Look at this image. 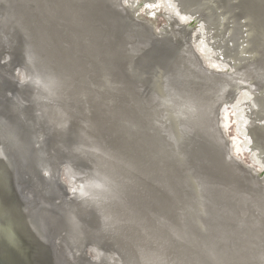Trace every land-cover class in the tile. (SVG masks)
<instances>
[{
  "label": "bare ground",
  "instance_id": "bare-ground-1",
  "mask_svg": "<svg viewBox=\"0 0 264 264\" xmlns=\"http://www.w3.org/2000/svg\"><path fill=\"white\" fill-rule=\"evenodd\" d=\"M120 1L0 0V60L4 50L9 51L11 62L28 51L26 55L32 52L37 55L34 59L40 65H33L37 70L31 75L29 64L27 69L25 65L28 89L18 86L20 89L13 94L10 87L15 83L9 81L12 77H7L0 62V154L4 159L0 161V173L7 175L6 185L0 184L12 193L13 210L22 223L12 226L15 223L2 208L7 205L0 191V262L42 264L39 252L33 250L39 246L43 253L45 250L48 264H264V200L261 201L264 197L256 190L244 189L246 185H260L250 184L252 180L242 175L248 169L234 160L228 161L227 149L214 121L220 103L228 98L221 90L230 85L227 82L239 83L247 74L254 82H261L264 55L255 62H240V67L237 65L236 71L226 76L210 73L198 64L200 75L195 76L188 64L196 54L188 47L191 30L188 31L187 25L179 26L175 17L167 15L171 28L164 29H167L165 41L173 47L167 53L169 73L158 69L154 78L141 79L138 85L130 82L122 86L113 80L115 84L107 88L109 75L114 74L112 63L104 70L101 63L104 56L98 57L101 53L95 49L105 47L104 36L110 33L107 26L104 29L103 20L112 26L125 21ZM178 2L183 12L190 10L203 15L206 29L218 34V47L230 60L240 51L233 45L242 41L241 35L245 34V28L237 24L234 2L240 3L246 18L264 21V0ZM145 3L141 9L138 1L129 5L136 14L139 12V17L147 11L154 23L157 9L148 6L158 0ZM110 8L118 11L117 16L109 12ZM180 9L175 12L180 13ZM90 14L96 15L95 21ZM118 28L117 34L122 33V27ZM175 32L184 41H174ZM67 36L71 40L64 39ZM142 38L139 41H146L147 37ZM151 41L147 42L149 48ZM113 43L123 49L126 46V42ZM139 43L137 46L147 47ZM105 48L103 51L108 47ZM136 57L125 56L126 68L133 79L136 76L131 61ZM8 64L4 65L11 66ZM96 73L104 74L90 86L89 80ZM209 75L213 78L204 79ZM127 77L121 74V79ZM36 83L42 85L32 86ZM10 91L12 94L7 95ZM249 93L252 107L248 109L249 116L242 120L243 124L249 122L245 128L249 133L247 139L264 162V87ZM123 100L145 107L124 111L113 107ZM70 154V158H65ZM215 158H219L224 170L213 177V192L211 185L208 190L200 179L212 175L205 163H215ZM64 162L85 180L80 188L76 183L70 185V190L76 192L70 199L62 196L59 183L58 165ZM71 180L75 181V176ZM255 198H259L256 205L252 203ZM212 200L213 203L216 200L214 219L210 206L206 205ZM178 213L183 218L188 215L190 225L183 222L178 227L177 222H172L180 217ZM91 252L95 253V259Z\"/></svg>",
  "mask_w": 264,
  "mask_h": 264
},
{
  "label": "rangeland",
  "instance_id": "rangeland-1",
  "mask_svg": "<svg viewBox=\"0 0 264 264\" xmlns=\"http://www.w3.org/2000/svg\"><path fill=\"white\" fill-rule=\"evenodd\" d=\"M4 1V0H3ZM118 1V0H117ZM136 1H138V6L141 8L145 7L146 4L145 3V0H121L120 3L122 4L121 6V10H122V15H124L127 19V16L129 18L130 16V21L133 23V27L132 28H127L129 31L128 33H130V36L132 37H139V38H145L146 41L150 38H152L151 42H154L155 40H158L159 41H162L161 39H165L167 38V29H170L171 28V25H167L169 22V18L168 16H171L172 18H174L176 20V22H179V26H185L187 25L186 27H188V31H190L191 33V38L190 39V43L188 45V47H192L193 49V53L195 54V56L197 57V59L199 60L200 62V66H202V68H205L206 71H209L210 73H216V74H223V75H230L232 73H234L236 71V68L240 67L239 63L243 62L245 63V61L248 63V62H255L258 60V57L260 56H263L264 55V34L263 33V29H264V21H262L261 19H256V20H250L248 19V17L246 18V16L244 15V9L242 8V6H240V3L237 4V2H234V10L237 11L235 12L236 14V21H237V24L240 25V28L244 29L243 30V33L245 34H242L241 35V39H243L242 41H237L235 42V48H240V51H238V53L235 55V57H233L231 60L230 58L226 55L225 57V54L220 50V48L218 47V41H219V36L218 34L216 35L215 31H212V30H208L206 29V24L204 23V20L202 19V16L200 17L199 14L197 13H194L192 11V13H189V11H184L181 10L179 8V2L178 0H158V3L157 4H152L150 6H148V9L150 8H155L157 9V14H156V17L154 20V23L150 22L152 20V18L149 16L148 12L147 11H143L141 13V16L139 17V12H137L138 14H136V12H134V9L131 8V6L129 5L130 2H134L136 3ZM176 1V2H175ZM17 3H18V0H17ZM177 3V4H176ZM236 3V4H235ZM119 4V3H118ZM120 4V5H121ZM128 7H127V6ZM236 5V6H235ZM239 7H238V6ZM125 6H126V10H125ZM180 9L179 12L180 13H176L175 12V9ZM236 7V8H235ZM104 9L105 11H107L108 7L104 4ZM125 10V11H124ZM126 11L129 13L126 14ZM243 11V12H242ZM109 12H113V13H116L115 15L117 16V13L118 11H113V8H110V11ZM135 13V14H134ZM176 13V14H175ZM188 13V14H187ZM133 14V15H132ZM136 15V16H135ZM168 15V16H167ZM199 15V16H198ZM135 16V17H134ZM80 17V16H79ZM90 18L93 17V21H95V16L93 15H89ZM123 17V18H125ZM170 17V18H171ZM225 17V16H224ZM86 18V17H85ZM140 18V19H138ZM142 18V19H141ZM180 18V19H179ZM183 18V19H182ZM188 18V19H187ZM95 19V20H94ZM135 19V22L132 21ZM182 19V20H181ZM187 21H186V20ZM223 20H225L224 18H222ZM243 19V20H242ZM84 20V16H83V19ZM240 20H242L243 24L240 22ZM248 20V21H247ZM250 20V21H249ZM247 21V22H246ZM259 21H261L259 23ZM103 22V21H102ZM120 22V21H118ZM138 22V24H137ZM146 22V23H145ZM186 22V23H184ZM135 23V24H134ZM141 23V25H140ZM144 23V24H143ZM156 23V24H155ZM182 23V24H181ZM200 23V24H199ZM204 23V24H203ZM120 24V23H119ZM143 24V25H142ZM171 24L173 25V23L171 22ZM257 24V25H256ZM116 27H118L119 25L117 24L116 22ZM115 25L112 26V24L110 25V29L108 28V31L110 32L109 33V36H107L108 38L112 35L111 33L113 34H117V30H115ZM145 25V26H144ZM148 25V26H147ZM155 25V26H154ZM167 25V26H166ZM244 25V26H243ZM106 26V25H105ZM104 26L103 24V27L105 30H107V28ZM139 26V27H137ZM205 26V27H204ZM114 29H112V28ZM144 27V28H143ZM146 27V28H145ZM149 27V29L147 28ZM152 27V29H151ZM192 29H191V28ZM253 27V28H252ZM137 28V29H136ZM143 28L148 34L150 35H145V31ZM165 28L166 31L164 30ZM190 28V29H189ZM161 29V30H160ZM205 29V30H204ZM138 30V31H137ZM246 30L248 31V33H246ZM261 30V31H260ZM205 31V32H204ZM209 31V32H207ZM257 31V32H256ZM142 32V34H141ZM150 32V33H149ZM166 32V34H165ZM133 33V34H132ZM152 33V35H151ZM255 33V34H254ZM175 34V38H174V41H184L181 39L180 35H176V32L174 33ZM108 35V34H107ZM252 35V36H251ZM145 36V37H144ZM149 36V37H148ZM156 36V37H155ZM245 36V38H244ZM68 38H64V39H68V40H71V38L69 39L70 36H67ZM106 36H104V46L107 48H105L106 50L103 51L104 48H97L96 50H99L100 55H103L102 56H98V57H102L104 56V61L102 60V62H105V61H108L107 59L110 57V62L112 63V66L110 67L111 70H114L112 71L114 74L113 75H109V82L106 83V87L107 88H110L111 86H113L115 83H112L113 80L118 84V85H126V84H130V82H134L138 85V81H141L142 80H148L147 79V73L145 72H148V70L145 68V69H142L144 71H141L140 70V73L139 74H136L135 72V76L134 79L132 78L133 77V74L132 72H130L127 68H126V64L128 62H126V59H128L126 57L125 59V55H123V48L121 46L117 47V44H114L113 42H111V40H109ZM156 39H155V38ZM142 38V39H143ZM262 38V39H261ZM155 39V40H154ZM246 39V41H244ZM157 40V41H158ZM193 40V41H192ZM259 40V41H258ZM147 41V42H149ZM248 41V42H247ZM255 41V42H254ZM262 41V42H260ZM146 42V43H147ZM217 42V44H216ZM75 43H77V40H75ZM113 43V44H112ZM245 43V44H244ZM252 43V44H251ZM257 45H255V44ZM258 43V44H257ZM108 44V45H107ZM261 44V45H259ZM90 45V44H89ZM112 45H115V46H112ZM147 46V48H149V44H144ZM151 45H153L151 43ZM213 45V46H212ZM215 45V46H214ZM217 45V46H216ZM0 46H1V41H0ZM240 46V47H239ZM248 46V47H247ZM256 46V47H255ZM261 46V47H260ZM111 47V48H110ZM216 47V48H215ZM255 47V48H254ZM258 47H260V53L259 52V49H257ZM75 48V47H74ZM112 49L111 51L108 52V50ZM115 48V50H113ZM10 49L12 50L13 48L10 47ZM91 49V48H89ZM122 49V50H121ZM120 50V51H119ZM219 50V51H218ZM245 50V51H244ZM251 50V51H250ZM256 50V51H255ZM258 50V51H257ZM7 52V53H6ZM4 50V52L2 53V58L0 60L1 64L6 68V71H7V77H12V78H9V81L11 80V83H15L13 84V87H12V84H11V91L13 92L14 94V91L15 89L18 90L20 88H22L21 85H24L26 84V78L24 77L25 76V71L24 70L25 68L27 69L28 67V64H27V61L24 60V56H21L18 58V60H14L13 59V62H11L12 60V57L9 55V51H6ZM108 52V53H107ZM112 52V54H110ZM116 52V53H115ZM223 54H221V53ZM247 52V53H246ZM255 52V53H254ZM68 54H73L71 52H69ZM109 54V55H108ZM129 54H132V53H129ZM253 54L254 57H252L251 55ZM260 54V55H259ZM112 55V56H111ZM123 57H121V56ZM244 55V56H243ZM249 55V56H248ZM6 56V57H5ZM116 56V58H115ZM120 56V58H119ZM11 57V59H10ZM71 57H74V56H71ZM106 57V58H105ZM112 57V58H111ZM245 57V58H244ZM251 57V58H250ZM101 58V59H102ZM119 58V59H118ZM122 58V59H121ZM17 59V58H16ZM124 59V60H123ZM229 59V60H228ZM248 59V60H247ZM249 59H251L249 61ZM24 63H23V61ZM194 60H195V57H194ZM236 62H234V61ZM238 60V61H237ZM245 60V61H244ZM5 61V62H4ZM18 61V62H16ZM20 61V62H19ZM190 61L192 62L193 60H189V63ZM16 62V63H15ZM116 62V63H115ZM5 63H7V65H9L8 63H10L11 66L9 67H12L14 64V67H12L13 69L7 67L6 65H4ZM19 63V66L18 64ZM193 63V62H192ZM121 64V65H120ZM23 66V67H20V66ZM25 65H27L25 67ZM114 65V66H113ZM117 65V67H116ZM238 65V66H237ZM190 66V69L192 70V73L196 76V75H200V67H197L195 65H192V64H189ZM237 66V67H236ZM25 67V68H24ZM115 67V68H113ZM236 67V68H235ZM7 68H9L7 70ZM123 70L125 72H123ZM11 71V72H10ZM11 74H10V73ZM13 72V73H12ZM35 72V71H34ZM36 73V72H35ZM123 73H126L124 75H127V81L126 78L125 79H121V74L122 76L124 77ZM128 73V74H127ZM1 74V73H0ZM32 74V73H30ZM28 74V75H30ZM104 73L102 74H94L91 78V80H89V83H90V86H91V83L93 84V80L94 79H101V77L103 76ZM11 75V76H10ZM14 75V76H13ZM140 75V76H139ZM198 75V76H199ZM34 76V75H33ZM118 77V79H115V77ZM120 76V77H119ZM41 77V76H40ZM209 77L210 79H212V75H209L207 76ZM224 77V76H223ZM249 75L247 74V76L243 75L241 80H239V83H235L234 82H227L228 84L230 85H227L225 86V88L221 89L222 90V93L223 95H226V98L224 101H222L219 105V108H218V111L216 113V116L214 117V121L216 122V126H217V130L220 132L221 134V138H222V141L224 142L225 144V147L226 149L228 150V156H230L229 158L231 159V156L233 157L232 159L234 160V162H237L239 165H241L242 168H245V169H248V172L247 171H244L242 169V171H244V173L242 174L243 176L247 177V179H251L252 181V184L254 185H261L262 187H264V162L262 160V157L259 155V153L257 151H255L254 149L251 148V142H249V140L247 139V136H248V131L247 129V126L249 124H243V120H244V117H248L249 116V108L251 109V105L250 104V93L249 91L253 92L254 91H257V89H260L261 87H264V78L263 79H260V83H257L253 81V78H250L248 79ZM121 79V80H119ZM13 80V81H12ZM17 80V81H16ZM92 81V82H91ZM97 82V81H95ZM238 82V81H237ZM40 83H41V80H40ZM38 83H36V85H32L34 87H38ZM42 85V84H40ZM39 85V86H40ZM20 88H19V87ZM123 86V85H122ZM256 86V87H255ZM203 87V86H202ZM18 88V89H17ZM39 89V88H38ZM227 89V90H226ZM252 89V90H251ZM10 91V92H11ZM11 93H8L7 95H10L12 94ZM38 92V91H37ZM230 92V93H229ZM252 94V93H251ZM143 97H145V95L143 94ZM92 99H94L92 97ZM101 100H108L107 98H100ZM231 99H234L231 103H226L225 101H229ZM130 100V103L128 101H122L120 103H117V104H113V107L116 108L117 110H131V109H142L143 107H145L144 105L142 104H138L137 102L134 103V101ZM126 102V103H125ZM134 103V104H133ZM245 103V104H244ZM252 103V102H251ZM123 104V105H122ZM132 104V105H131ZM250 104V106H249ZM131 107H130V106ZM92 110L93 109V106L90 104ZM124 106V107H123ZM222 106V107H221ZM112 107V108H113ZM119 108V109H118ZM127 108V109H126ZM115 110V109H113ZM116 111V110H115ZM242 111V112H241ZM248 114V116H247ZM243 119V120H242ZM96 121L94 122V125H95ZM245 125V126H243ZM253 134L255 135V133L253 132ZM250 146V147H249ZM69 156V157H68ZM71 154L70 155H67L65 156V158H70ZM260 156V157H259ZM3 159V156L0 154V161ZM260 159V160H259ZM4 160V159H3ZM260 161V162H259ZM77 162V161H76ZM60 163L58 165V169L60 168V170H58L60 173H59V183L62 187L63 190H65V192L62 190V196L65 195V197H67L68 199L71 198H74L75 196V193L76 192H73L72 190H70V185L76 183L80 188L83 184H84V177L83 176H79V173H74V171L72 170L74 167L72 165H70L69 163ZM67 166V167H66ZM77 166V165H75ZM73 167V168H71ZM232 168V167H230ZM78 171V170H77ZM237 171V170H236ZM252 172V173H249ZM239 172V171H237ZM241 172V171H240ZM71 174V175H70ZM249 174V175H248ZM81 175V174H80ZM248 175V176H247ZM71 176H75V181H72L71 180ZM6 179H7V175L5 176L4 173L1 171L0 173V183L2 185H6ZM79 179V180H78ZM72 181V182H71ZM262 181V182H261ZM69 183V185H67ZM0 184V191H1V194L3 197V203L5 202L6 205H7V208L3 205L2 208H4L3 210H5L4 212L6 214H9V219H11L12 223L14 222L15 224H12V226L14 227L15 225H19V223H21L20 221V217L19 215L16 216L15 213H14V198L12 196V193L11 192H7L5 190V188ZM63 184V185H62ZM81 185V186H80ZM65 186V187H64ZM69 187V188H68ZM65 188V189H64ZM80 190V189H79ZM67 192V194H66ZM65 193V194H64ZM12 197V198H11ZM64 197V198H65ZM2 198V197H1ZM5 198V199H4ZM7 201V202H6ZM9 211V212H8ZM12 212V213H11ZM179 214V213H178ZM181 214V212H180ZM179 214V215H180ZM186 214V213H185ZM12 215V217L10 218V216ZM187 215V214H186ZM8 216V215H7ZM183 214L180 215V217H177V220H173L172 222H177L175 224L178 225V227H181L179 226L180 223L182 225H185V223H187V225H190V223L188 222V220L190 221V217H188V215L186 217L183 218ZM13 218V219H12ZM187 218H190V219H187ZM186 219V220H184ZM187 221V222H186ZM167 223V222H166ZM164 223V224H166ZM179 223V224H178ZM22 224V223H21ZM163 224V223H162ZM192 224V223H191ZM34 232V236L36 238H39V235L36 231H33ZM32 235V236H33ZM34 238V237H33ZM209 238V237H208ZM211 239H209L210 242H212V236L210 237ZM35 239V238H34ZM29 240V239H28ZM37 240V239H35ZM175 240L178 242L180 241V237H176ZM183 240V238L181 239ZM30 241V240H29ZM31 242V241H30ZM32 244V243H31ZM33 247V246H32ZM33 250L35 251L36 254H38L39 252V255H40V260H41V263L42 264H48V261H47V258H46V253H45V250H44V253H43V249L42 247L39 248V246L37 247H34ZM90 251V250H89ZM88 251V253H89ZM92 254V257L93 259L96 258V255H94L95 253L91 252ZM38 255V256H39ZM99 258H97L96 260H98ZM211 259V257L209 258V260Z\"/></svg>",
  "mask_w": 264,
  "mask_h": 264
},
{
  "label": "water",
  "instance_id": "water-1",
  "mask_svg": "<svg viewBox=\"0 0 264 264\" xmlns=\"http://www.w3.org/2000/svg\"><path fill=\"white\" fill-rule=\"evenodd\" d=\"M187 11V10H186ZM90 15H93V14H90ZM95 15V14H94ZM79 16L81 17L82 16V13H79ZM200 16H203V15H200ZM95 17H96V15H95ZM125 21H122L120 24L118 23V25L119 26H121L122 28L120 29V30H122L123 32L122 33H120V34H113V33H111L113 36H115V38H112V37H109L108 39L109 40H111V42H126V46H125V48H124V50H123V55H125L127 58H130V59H132V58H135L136 57V55H137V57H136V59H134L133 61H131V63L133 62V65H134V67L133 68H135V72H136V74H139L140 73V70H142V69H147L148 70V72H146L147 73V79L149 80L150 78H154V76L156 75V73H157V70L158 69H160V70H164V71H167L168 73H169V69L168 68H170L168 65H169V61H168V59H167V57H168V52H171V50L173 49V47L172 46H170V42L169 41H165V39L164 40H162V41H157V40H155L152 44L153 45H151L152 47H150V48H147V47H145V46H137V45H140V43L139 42H141V43H143V44H148V43H146V41H143V40H141V41H139L140 40V38L139 37H132V36H130V33H128V29L127 28H131V27H133V24H132V22L129 20V19H126V18H123ZM124 22V23H123ZM126 23V24H125ZM101 24V23H100ZM103 24H104V26L106 25L107 26V28H110V24L107 22V21H105V20H103ZM105 26V27H106ZM112 28V27H111ZM112 29H114V28H112ZM115 29H119L118 27H115ZM148 35V34H147ZM103 39H101V41H102ZM137 48H140L139 49V51H137V50H135V49H137ZM152 48V49H151ZM33 51V50H32ZM188 51H189V49H188ZM191 51H192V49H191ZM28 51H24L23 52V55H24V58L27 60V64H29V66H30V71H29V74H30V72L31 73H35L34 72V70L36 69L37 70V68L36 67H39L40 65H38L39 63H38V61L36 60V59H34L35 58V56H37L36 54H34L33 52L30 54V55H26V53H27ZM34 52H38L37 50H34ZM95 52L96 53H100V51L99 50H96L95 49ZM129 53H132V54H129ZM112 58V57H111ZM108 61H105L106 63L104 64V62H102L101 61V63H102V68L105 70V68H106V66H107V64H111V62H110V57L107 59ZM193 62V63H192ZM190 61V63L188 62V64H192V65H200V62H199V60L197 59V57L195 56V60L193 59V61ZM172 63H171V61H170V65H171ZM188 64H186V65H188ZM33 65H35L36 67H33ZM28 66V67H29ZM111 66H112V64H111ZM114 66V65H113ZM172 66H173V64H172ZM168 67V68H167ZM114 68V67H113ZM112 71V70H111ZM31 75V74H30ZM149 76V77H148ZM204 77V76H203ZM204 79H209L207 76H205L204 77ZM179 81V80H178ZM144 82V81H143ZM22 87L24 88V90H26V88L28 89V87H27V85L26 84H24V85H22ZM144 88H146V87H144ZM15 92V91H14ZM17 94V93H16ZM64 95V94H63ZM52 101H54L55 102V99H52ZM213 128V127H212ZM211 127L210 128H208L209 130H211L212 129ZM212 132H214V130L212 129L211 130ZM215 134V133H214ZM215 147V146H214ZM214 151H216L215 149H214ZM227 153H228V150H227ZM230 157V156H229ZM233 157L231 156V159L230 158H228V161H231V160H233L232 159ZM219 158H215V159H213L214 160V162L215 163H210L209 162V164L211 165H209V164H206L205 163V165H206V167H207V169H208V173H210V174H212V175H209V176H207V177H204V178H201L200 180V184H203L205 187H207V189L209 190V187H210V185H211V187H212V189L214 190L213 192H215V188H214V186H213V179H215V178H213L215 175H221L222 173H223V168L221 167V165H220V161L218 160ZM202 160V159H201ZM202 163H204L203 162V160H202ZM232 177H234V176H232ZM245 177V176H244ZM246 178V177H245ZM247 179V178H246ZM206 181H208V182H206ZM248 182V181H247ZM250 184H252V183H250ZM253 185V184H252ZM181 186H183V183L181 182ZM200 187H201V189H202V186L200 185ZM256 188V189H255ZM244 189L245 190H247V191H253V190H256L257 191V193L258 194H261L263 197H264V187H262L261 185L260 186H256V187H252V186H250V187H247V185H246V187H244ZM259 191H258V190ZM244 190V191H245ZM193 195V194H192ZM261 195H260V197H261ZM258 200H259V198H255V199H253L252 200V203L253 204H255L256 205V203L258 202ZM264 199L262 198V200L261 201H263ZM216 201V200H215ZM215 201H214V203H213V200H212V202L208 205L207 203H206V205L207 206H210L209 207V210L210 211H212V218L214 219V216H213V211L216 209V205H215ZM219 203H221V205L223 204V203H225V202H223V200L220 202L219 200H217ZM96 204V203H95ZM226 204V203H225ZM235 204H237V202H235ZM226 207V206H225ZM227 208V207H226ZM229 211V210H228ZM229 214L231 215V216H235V214H233V212H232V210H230L229 211ZM235 221V220H234ZM254 228V227H253ZM255 229V228H254ZM247 230H248V228H247ZM249 231V230H248ZM262 233V230H260V234ZM0 264H2L1 262H0Z\"/></svg>",
  "mask_w": 264,
  "mask_h": 264
},
{
  "label": "snow or ice",
  "instance_id": "snow-or-ice-1",
  "mask_svg": "<svg viewBox=\"0 0 264 264\" xmlns=\"http://www.w3.org/2000/svg\"><path fill=\"white\" fill-rule=\"evenodd\" d=\"M183 19V18H182Z\"/></svg>",
  "mask_w": 264,
  "mask_h": 264
}]
</instances>
